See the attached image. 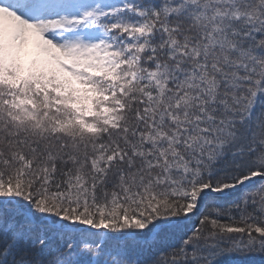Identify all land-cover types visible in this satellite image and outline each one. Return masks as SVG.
<instances>
[{"label": "snow or ice", "instance_id": "6c2138e0", "mask_svg": "<svg viewBox=\"0 0 264 264\" xmlns=\"http://www.w3.org/2000/svg\"><path fill=\"white\" fill-rule=\"evenodd\" d=\"M0 264H264V0H0Z\"/></svg>", "mask_w": 264, "mask_h": 264}]
</instances>
